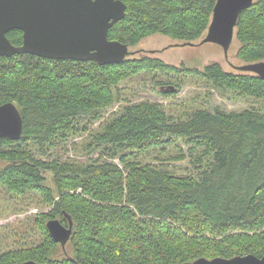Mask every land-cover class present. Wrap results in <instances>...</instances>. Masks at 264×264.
Wrapping results in <instances>:
<instances>
[{
    "label": "trees",
    "instance_id": "1",
    "mask_svg": "<svg viewBox=\"0 0 264 264\" xmlns=\"http://www.w3.org/2000/svg\"><path fill=\"white\" fill-rule=\"evenodd\" d=\"M123 1L126 15L108 37L135 46L154 34L204 38L217 0ZM7 36L22 45L21 30ZM236 38L242 63L264 60V0L241 12ZM140 78L179 91L200 83L253 103L178 113L125 95L124 84ZM6 102L19 107L24 129L18 139L0 138V209L21 213L35 203L48 210L19 221L13 245L0 246V264L264 255V78L254 72L227 71L217 61L177 66L149 55L99 64L17 53L0 56V105ZM67 215L74 230L64 248L47 222L67 225Z\"/></svg>",
    "mask_w": 264,
    "mask_h": 264
},
{
    "label": "water",
    "instance_id": "2",
    "mask_svg": "<svg viewBox=\"0 0 264 264\" xmlns=\"http://www.w3.org/2000/svg\"><path fill=\"white\" fill-rule=\"evenodd\" d=\"M255 0H217L212 21L200 43L216 42L226 57L236 38L240 14ZM123 0H0V56L30 53L46 58L94 60L99 64L119 63L132 52L130 46L109 39L110 28L126 15ZM23 32L22 45L13 44L7 33ZM183 44H196L193 41ZM237 70L254 72L264 78V60L232 64ZM163 92H177L173 84L161 86ZM24 129L23 117L14 102L0 105V138L18 139ZM65 225L59 218L47 222L52 237L64 248L71 239L74 221ZM13 264H43L26 260ZM182 264H264V255L253 253L231 258H199Z\"/></svg>",
    "mask_w": 264,
    "mask_h": 264
},
{
    "label": "rangeland",
    "instance_id": "3",
    "mask_svg": "<svg viewBox=\"0 0 264 264\" xmlns=\"http://www.w3.org/2000/svg\"><path fill=\"white\" fill-rule=\"evenodd\" d=\"M202 39L194 41L196 44L190 45L182 44L185 42L175 40L166 35L154 34L142 39L137 45L130 46L129 49L132 52L130 57L149 55L159 57L177 66L186 65L187 67H198L199 69H204L207 64L217 61L221 63L227 71L236 70L232 64H243L237 57V51L241 45L237 38L233 40L230 47L229 57H226L221 45L216 42L200 43ZM124 85L126 88L123 90L125 95L130 91L127 95L135 101L142 99L158 101L162 103L167 110L174 108L178 113H183L184 110L190 111L199 106L213 109L217 105L229 111H241L250 107L253 103L252 97L239 96L231 90H216L212 87L207 89L202 87L200 83H188L183 86L180 91H177V94L172 96L161 94V85H156L150 79H135ZM119 107L120 102L110 107L108 113ZM76 140H81V138L77 137ZM68 154L73 155L74 152L70 151ZM79 157L81 159H86L84 155H80ZM116 161L119 160L116 159ZM5 163V161L0 160V168L3 167ZM49 183L52 184L50 179ZM3 209V207L0 209V246L13 245L12 243L15 238L13 233L16 231L15 229L19 230L22 226V224H19V221L23 220L26 215L48 210V208L37 206L35 203L29 205L28 210L21 213H2Z\"/></svg>",
    "mask_w": 264,
    "mask_h": 264
},
{
    "label": "flooded vegetation",
    "instance_id": "4",
    "mask_svg": "<svg viewBox=\"0 0 264 264\" xmlns=\"http://www.w3.org/2000/svg\"><path fill=\"white\" fill-rule=\"evenodd\" d=\"M183 44V43H182Z\"/></svg>",
    "mask_w": 264,
    "mask_h": 264
}]
</instances>
